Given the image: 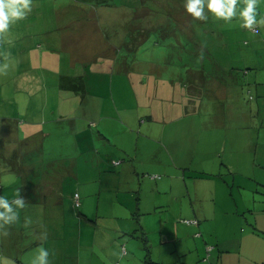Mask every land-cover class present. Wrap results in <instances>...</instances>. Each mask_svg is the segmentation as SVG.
Here are the masks:
<instances>
[{"label": "rangeland", "instance_id": "rangeland-1", "mask_svg": "<svg viewBox=\"0 0 264 264\" xmlns=\"http://www.w3.org/2000/svg\"><path fill=\"white\" fill-rule=\"evenodd\" d=\"M114 1L106 4L92 0H32L31 12L24 19L11 22L0 34L3 38L0 66L7 65L0 72L3 95L0 111L11 114L21 108L15 101L11 102V88L15 85L16 89H22L12 76L16 71L14 60L27 56L23 51L17 52L11 42L24 32L26 23L30 27L29 36H34L32 43L41 45L29 53L35 62L32 66L35 77L37 72L45 70L44 60L41 62L42 57L37 53L48 51L54 56L51 64L45 65L50 74L44 86L55 107L57 77L54 76L60 71L75 74L77 70L68 66L67 52L50 53L52 47L47 49L42 44L41 31L59 23L62 27L78 23V20L57 22V13H71L77 10L76 6H81L83 11L91 10L92 6L97 12H109L99 19V24L109 41L117 44V56L127 57L126 69L132 73L140 70L144 78L146 73H159L163 85L174 79L175 99L179 101L187 96L189 103L182 105L180 112H172V121L156 122L150 136L146 133L148 123L140 124L138 117H132L126 126L114 125L112 140L130 142L121 148L127 149L129 156L136 155L132 159L125 155L123 161L119 155L122 153L111 145L113 142L98 140L95 135L101 124L95 126L87 115L94 104H99L95 95L110 90L114 99H105L106 111L114 107V101L120 113L123 108L129 110L134 102L127 84L128 75L115 72L112 76V60L107 58H99L98 63L87 66L88 97L79 107L83 109H79L75 127V131H80L78 123H81L87 135L78 146L70 142L73 138L70 132L65 137L67 142H53L59 141L58 138L46 142L48 153L73 157L75 176L65 177L63 172H58L63 181L62 199L54 205L32 201L35 193L25 189L23 194L28 200L24 201V207L18 209L13 204L18 219L0 229V257L16 264H31L43 248L49 253V264H218L206 248L217 246L218 238L229 236L235 228L234 224L226 225L225 214L220 209L228 185L232 197L239 189L242 202H250L251 195L260 189L259 183H264V25L259 23L264 19V0H258V23L252 30L242 27L243 0H238L235 15L228 21L208 11L206 2L203 15L207 19L203 20L187 13L186 0ZM143 27L149 31L132 52L121 39L130 29ZM137 42L134 40L132 46ZM59 59L61 63L55 64ZM164 61L168 66L162 65ZM96 64H99L97 68ZM131 110L134 116L138 114L137 107ZM60 126L70 127L67 120ZM57 143L61 147H54ZM158 161L159 164H154ZM200 169L220 174L197 178L194 170ZM229 169L232 171L228 172ZM5 175L0 173V182L4 184L10 181L1 178ZM47 181L50 182L48 178ZM16 186L4 187L2 194L7 196V191L17 189ZM75 191L77 206L72 199ZM236 196L239 199L237 191ZM198 210L207 216L204 223ZM193 216L199 219V225L185 222ZM9 227L12 232L3 235ZM142 232L148 239L147 248ZM20 238L22 241H13V247L9 245L11 240Z\"/></svg>", "mask_w": 264, "mask_h": 264}, {"label": "crops", "instance_id": "crops-1", "mask_svg": "<svg viewBox=\"0 0 264 264\" xmlns=\"http://www.w3.org/2000/svg\"><path fill=\"white\" fill-rule=\"evenodd\" d=\"M85 1L88 2V0ZM92 1L100 3L99 0ZM102 1L106 4L115 2L114 0ZM76 8L77 10L71 13H57L58 23L65 22L66 20H69V22L71 20H78V23H75L72 27L67 25L62 27L59 23L56 27L41 31V33H43L42 44H44L47 49L52 47L50 53L57 55L61 50L67 52L69 54L68 66L73 69L76 68L77 70L75 74L71 72L67 74L60 71V73L54 76L57 77L53 97L55 98L54 100H56L54 108L52 107L53 103H51L52 99L50 100L51 94L46 91L44 86L50 74L45 65L51 64L50 60L54 58V56L49 55L48 51H45V53H37L42 57L41 62L44 60L43 68L48 71L46 72L43 70V72H37L38 78L35 77L36 70L32 69L35 62L32 59V55L30 56L29 53H34V49L36 47H41V45L39 43H32L34 36H29L27 32L30 28L27 26L28 23H26V27L23 29L24 32L17 35L18 37L11 42V45L17 47H14L17 52L23 51L26 53L25 56L27 57L14 60L16 71L13 72L12 76L15 82L20 83L22 89H16L15 85L11 88V102L15 101L21 108H18L15 113L11 114L4 113L3 110H1L2 112L0 111V173H6V175L1 176V178H10L7 179L10 181H5V184L0 182V197H5L8 200L19 198L17 193H19L20 196L21 192H23L19 190V188L7 191V196L2 194V189L4 187L10 189L16 186V184H18L16 182L19 178L33 180L38 170L42 168V166L37 168V165H35L37 161L35 159L40 161L47 159L46 161L49 162L51 158H54L51 160L54 163V167H52L54 171L52 172L50 167H48V174L50 175L49 177H55L57 174L55 178L59 179V182L61 178L58 177V172L60 171L63 172V176L65 177L75 176V163L71 160L73 157H67L64 153H48L49 150L46 148V142H50V140L56 138H58L59 141L56 139L53 142H67L65 137L70 132L73 134V138L70 142H75V145L78 146V142H82L83 136L87 135L84 134L87 130L85 127L82 129L84 125H81V123H78L81 126V130L75 131V127H77V114L81 111L79 109H83L79 107L88 97L87 84L90 74L88 75L86 68L87 66L92 67L93 63H98L99 58H107L109 61L112 60L110 69L112 76L115 72L128 75L127 84L129 85V90L132 95L130 97L133 99L135 106L134 104L133 106H129V110L128 108H123V111L120 113L119 107L114 101V107H111L110 111H106L107 108L104 107L105 99L108 97H111V100L114 99V92L110 90L109 92L95 95L96 98L99 99V104H94V108L87 116L91 117L90 122L95 123V126L101 124L98 126L95 135L98 140L109 144L113 142L111 145L122 153V155H119L121 158H124L123 161L126 160L125 155H128L129 159L136 157V155L129 156L127 149H124V151L121 148L123 145L128 146L130 142H115L112 140L111 135H115L112 130L113 127H115L114 125L125 124L124 126H126L128 120L132 117H138L140 124L144 122L148 123L149 126H147L146 133L150 136L153 135V125H155L156 122L163 121V123H165L172 121V116L174 115L172 112H180V107L189 103L187 96L184 98L180 97L178 99L179 101L175 99L174 94L177 89L174 79L171 78L169 82L163 85L161 81L162 76L159 73L157 75L152 72L146 73L147 77L144 78L143 72H140V70H136L135 73H132L129 69H126L127 57L117 56V44L114 41H109L106 33L99 24V19L103 18V15L107 16L109 12H97L92 9V6H90L91 10L87 11H83L81 6H76ZM153 30H157V28L153 27ZM148 31L149 30L145 27L133 30L130 29L128 33H125L121 41L123 44L127 43L129 50L133 52L137 49V45L145 39ZM16 32L19 33L21 31ZM138 35H143V38H141V36L138 37ZM131 36L134 37L133 39L135 41H138L135 46H132V42L128 40V37L131 38ZM187 36L190 37L189 35ZM2 41L3 38L0 37V49H2ZM29 43L32 45H29ZM27 45H29L28 49L25 47ZM0 62L2 63L3 60ZM54 63L59 65L61 63L60 59L58 63ZM167 63L168 62L164 61L162 65L168 66ZM98 65L99 64H96V68ZM196 72L201 73V71ZM130 73L134 77H132ZM189 79L190 78L187 80ZM36 83H38V87L35 89L34 86ZM0 88L1 99V96H3L1 85ZM163 92L166 93L163 94ZM187 94H190L189 88L187 89ZM135 107H137L138 111L136 116H134L135 113L130 112L132 111L131 108L135 109ZM64 120H67L69 123V128L60 126ZM128 133H130L129 130ZM155 143L163 144L162 142ZM57 144L58 145L54 147H61L62 145L60 143ZM137 151L138 142H136L135 153H137ZM33 153L35 154V158L32 156ZM154 156L157 155H151L150 157ZM67 160L72 161L73 165H68ZM114 162H116V160ZM159 162L160 161L155 162L154 164H159ZM55 166H58V168L56 169ZM194 171L198 173L195 175L197 178L212 177V174H216L206 171L205 169ZM230 171L232 170L229 169L228 172ZM218 174L216 175L219 176ZM255 183L257 184L258 181H255ZM33 187L34 185L32 184L29 185L28 188L35 192V188L33 189ZM228 187L229 189L224 195V199L221 203L222 207L220 209L222 213L225 214V219H223L226 221V225L234 224L235 228L229 236H221L218 238L217 246H208L206 249L212 252L211 255L216 257L218 264H264V183H259L260 189H256L254 194L251 195L250 202H242V193L239 189L236 190L237 193H239V199L236 196V191L234 194L235 196L232 197V188H230V185H228ZM59 189L60 188H58V190ZM58 190H55L54 187L42 190L43 194L53 198L45 201V206L57 203L59 200L57 197ZM154 205L155 204H153V206ZM200 210L203 209L201 208ZM200 210H198L197 213L204 219V223L207 216ZM192 213L194 216H197L196 211ZM194 216L192 218H195ZM196 225H199V219ZM198 233L197 231L195 234L197 235ZM0 234L2 235V233ZM147 240V237L146 240H142L146 248ZM6 255L14 259V256H11L12 254Z\"/></svg>", "mask_w": 264, "mask_h": 264}, {"label": "clouds", "instance_id": "clouds-1", "mask_svg": "<svg viewBox=\"0 0 264 264\" xmlns=\"http://www.w3.org/2000/svg\"><path fill=\"white\" fill-rule=\"evenodd\" d=\"M31 2L32 0H0V34L8 29L11 22L24 19L31 12ZM205 2L208 11L218 18L228 21L235 15L238 0H186L185 9L194 18L206 20L207 17L203 15ZM243 2L245 7L240 13L243 19L242 27L252 30L253 26L258 23L256 18L258 0H243ZM259 23L264 25V19ZM6 67L7 65L0 66V72ZM17 196L19 197V193ZM13 204L17 208H23L24 200L19 198L10 201L5 197H0V209H3L0 211V229L5 225H11L18 219V213L13 210ZM3 235L7 236V231H4ZM48 256V251L41 248L38 255L32 259L31 264H49ZM0 264H15V262L0 257Z\"/></svg>", "mask_w": 264, "mask_h": 264}, {"label": "trees", "instance_id": "trees-1", "mask_svg": "<svg viewBox=\"0 0 264 264\" xmlns=\"http://www.w3.org/2000/svg\"><path fill=\"white\" fill-rule=\"evenodd\" d=\"M82 1H85V0H82ZM88 1H90V0H88ZM99 2H103L102 0H99ZM134 37L133 36H131V38L129 39V42H133L134 41V39H133ZM35 153V152H34ZM33 153V155L32 156H34L35 154ZM34 158H35V156H34ZM52 159H54V158H51V160ZM37 162H36V164L35 165H37V168L38 167H40V166H42V168H40L39 170H38V173H37V175H36V177L33 179V180H30V179H21V178H19L18 180V182H20V184H17V188H19V190H21V191H25V189H27L28 187H29V185H35V192H33V193H35L34 194V196L32 197V201H34V202H36V203H44L45 201H47V200H51V199H53L51 196H48V195H46V194H43V192H42V190L43 189H47V188H49V187H54V189L55 190H58V188H60L59 190H58V193H57V197L59 198V200L57 201V203H59L60 202V200L62 199L61 197H62V194H61V188H62V182H61V180H60V182H59V180L56 182L55 181V177L53 176V177H49L50 175L48 174V167H50V169L52 170V172L54 171L53 170V168L52 167H54V163L51 161V160H49V162H47L46 160L47 159H44V160H42V161H40V160H37V159H35ZM56 167V169L58 168V166H55ZM56 171H59V170H56ZM47 178L50 180V182L49 181H47ZM51 178H52V180H51ZM30 181V182H29ZM28 182H29V185H28ZM52 182H55V183H53L52 184ZM32 183V184H31ZM58 183V184H57ZM60 184H61V186H60ZM48 186V187H47ZM0 188H1V186H0ZM53 189V188H52ZM20 191V192H21ZM23 192H21V194H20V196H19V198H23V200L24 201H26V200H28L26 197H25V194H23ZM75 194H77V192H74L73 194H72V199H73V203H74V205L75 206H77L78 205V201H77V196H78V194H77V196H75ZM19 198H16V199H19ZM11 200H13V199H10V201ZM18 209H21V208H18ZM186 220V219H185ZM187 220H196L195 222H193V223H195V224H197L198 223V219H196V218H192V219H187ZM10 228H12V227H9L8 228V230H7V232L9 231V232H12V231H10ZM142 234H143V236L141 237L142 238V240L144 241V240H146V235H145V233L144 232H142ZM13 241H22V239L20 238V240L19 239H17V240H11L9 243V245L10 246H12L13 247ZM35 242H37V241H35ZM4 244V243H3ZM2 244V245H3ZM31 244V243H30ZM8 245V244H7ZM7 245L5 246V244H4V248L5 247H7ZM24 249L26 248V247H23ZM12 250H15L14 248L12 249ZM11 254H13V253H11ZM19 263V262H18Z\"/></svg>", "mask_w": 264, "mask_h": 264}, {"label": "built area", "instance_id": "built-area-1", "mask_svg": "<svg viewBox=\"0 0 264 264\" xmlns=\"http://www.w3.org/2000/svg\"><path fill=\"white\" fill-rule=\"evenodd\" d=\"M75 196H77V194H75ZM196 220H185V222H195Z\"/></svg>", "mask_w": 264, "mask_h": 264}]
</instances>
